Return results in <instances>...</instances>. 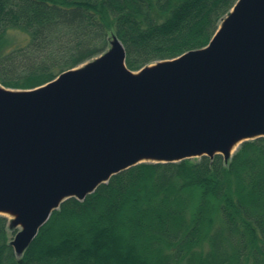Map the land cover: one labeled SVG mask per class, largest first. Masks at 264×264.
Segmentation results:
<instances>
[{"label":"trees","instance_id":"trees-1","mask_svg":"<svg viewBox=\"0 0 264 264\" xmlns=\"http://www.w3.org/2000/svg\"><path fill=\"white\" fill-rule=\"evenodd\" d=\"M237 0H0V84L31 89L117 37L131 70L205 46ZM23 43L5 49L7 34ZM0 264H264V137L221 154L144 161L53 210Z\"/></svg>","mask_w":264,"mask_h":264},{"label":"water","instance_id":"water-1","mask_svg":"<svg viewBox=\"0 0 264 264\" xmlns=\"http://www.w3.org/2000/svg\"><path fill=\"white\" fill-rule=\"evenodd\" d=\"M264 137V0H237L204 47L133 71L117 37L32 89L0 85V213L17 256L51 212L144 161Z\"/></svg>","mask_w":264,"mask_h":264},{"label":"rangeland","instance_id":"rangeland-1","mask_svg":"<svg viewBox=\"0 0 264 264\" xmlns=\"http://www.w3.org/2000/svg\"><path fill=\"white\" fill-rule=\"evenodd\" d=\"M113 37H115V36H113ZM112 38H111V40H112ZM23 41H25V36L23 34L18 33V32H11V33L7 34L6 42L5 43H2L3 44L2 46L4 48H1V50L2 49H5L7 46H9L11 44L14 45V44H18V43H23ZM95 57H97V56H95ZM95 57H93V58H91V59H89V60H87V61L79 64L75 68H78V67L84 65L85 63L89 62L90 60L94 59ZM153 63L147 64V65H151ZM5 88H9V87H5ZM10 89H14V88H10ZM190 158H193V157H190ZM3 215H6L8 217V226H9V229H8V237H9V242H10V240L14 237V235L17 233V231H19L21 229V227L20 226H14V225L11 224V220L14 218L13 215H10V214H7V213H3Z\"/></svg>","mask_w":264,"mask_h":264},{"label":"bare ground","instance_id":"bare-ground-1","mask_svg":"<svg viewBox=\"0 0 264 264\" xmlns=\"http://www.w3.org/2000/svg\"><path fill=\"white\" fill-rule=\"evenodd\" d=\"M237 147V145H234L233 148H232V151Z\"/></svg>","mask_w":264,"mask_h":264}]
</instances>
